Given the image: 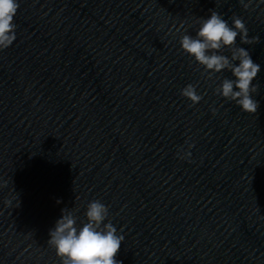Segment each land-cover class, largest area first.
<instances>
[{
  "label": "clouds",
  "instance_id": "1",
  "mask_svg": "<svg viewBox=\"0 0 264 264\" xmlns=\"http://www.w3.org/2000/svg\"><path fill=\"white\" fill-rule=\"evenodd\" d=\"M240 3L244 9H248L251 0L247 3L240 0ZM19 7L18 0H0V50L7 49L16 40L17 25L14 18ZM231 19L230 26L221 14L212 10L210 18L201 19L195 37L183 34L180 45L184 53L203 66L209 78L225 70L230 71L235 79H222L215 93L234 101L243 112L254 114L258 109V101L252 98V94L257 93L259 86L253 85L252 81L261 69L247 50L236 46V41L239 36L241 43L252 45L259 42V37L249 38L243 20L236 16ZM225 48L230 50V56L221 54ZM181 95L193 105L203 98L193 84L185 86ZM188 147L193 145L189 144ZM190 155V152H186L181 158ZM3 186H7L6 181ZM6 203L11 204V201ZM85 216L87 222L77 228V218L73 212L62 209V217L50 230L47 243L55 249L61 264H121L115 257L124 236L117 234L116 227L110 221L104 223L109 216L108 207L99 200H92L87 204Z\"/></svg>",
  "mask_w": 264,
  "mask_h": 264
}]
</instances>
